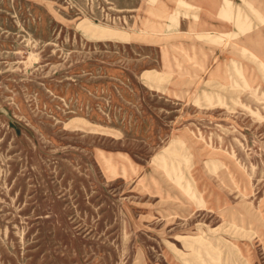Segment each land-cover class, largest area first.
I'll list each match as a JSON object with an SVG mask.
<instances>
[{
    "label": "rangeland",
    "instance_id": "obj_1",
    "mask_svg": "<svg viewBox=\"0 0 264 264\" xmlns=\"http://www.w3.org/2000/svg\"><path fill=\"white\" fill-rule=\"evenodd\" d=\"M0 264H264V0H0Z\"/></svg>",
    "mask_w": 264,
    "mask_h": 264
}]
</instances>
